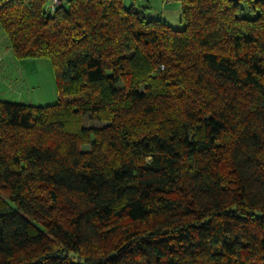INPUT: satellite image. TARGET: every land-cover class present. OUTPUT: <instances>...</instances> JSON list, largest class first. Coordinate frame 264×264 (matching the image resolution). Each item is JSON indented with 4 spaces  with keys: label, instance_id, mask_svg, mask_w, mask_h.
Instances as JSON below:
<instances>
[{
    "label": "trees",
    "instance_id": "1",
    "mask_svg": "<svg viewBox=\"0 0 264 264\" xmlns=\"http://www.w3.org/2000/svg\"><path fill=\"white\" fill-rule=\"evenodd\" d=\"M46 3L0 0L58 95L0 100V264H264V0Z\"/></svg>",
    "mask_w": 264,
    "mask_h": 264
},
{
    "label": "rangeland",
    "instance_id": "2",
    "mask_svg": "<svg viewBox=\"0 0 264 264\" xmlns=\"http://www.w3.org/2000/svg\"><path fill=\"white\" fill-rule=\"evenodd\" d=\"M172 1L179 8L177 0ZM145 16L151 17L150 13H145ZM170 25L180 26L175 21H170ZM57 99V86L50 61L46 58L16 57L0 27V100L45 106L56 103ZM101 124L95 123V125ZM81 148L87 150L88 146L83 145ZM117 239H120L119 234L111 241Z\"/></svg>",
    "mask_w": 264,
    "mask_h": 264
},
{
    "label": "crops",
    "instance_id": "3",
    "mask_svg": "<svg viewBox=\"0 0 264 264\" xmlns=\"http://www.w3.org/2000/svg\"><path fill=\"white\" fill-rule=\"evenodd\" d=\"M128 1L132 2L135 6L143 7L146 13H150L151 17L153 18H161L165 20L168 24H170V21H175L177 23L179 22L180 0L176 1V3L179 4V8H177L176 4H174L172 0H128ZM46 5L48 7H51V0H47Z\"/></svg>",
    "mask_w": 264,
    "mask_h": 264
},
{
    "label": "built area",
    "instance_id": "4",
    "mask_svg": "<svg viewBox=\"0 0 264 264\" xmlns=\"http://www.w3.org/2000/svg\"><path fill=\"white\" fill-rule=\"evenodd\" d=\"M60 0H51V9H53L57 4H59Z\"/></svg>",
    "mask_w": 264,
    "mask_h": 264
}]
</instances>
